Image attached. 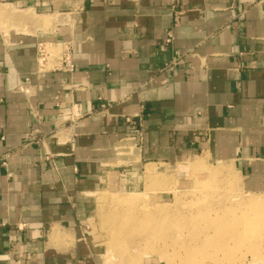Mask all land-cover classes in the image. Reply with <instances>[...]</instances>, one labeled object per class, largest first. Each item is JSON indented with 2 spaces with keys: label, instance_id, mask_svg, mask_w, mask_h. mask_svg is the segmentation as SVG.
<instances>
[{
  "label": "crops",
  "instance_id": "1",
  "mask_svg": "<svg viewBox=\"0 0 264 264\" xmlns=\"http://www.w3.org/2000/svg\"><path fill=\"white\" fill-rule=\"evenodd\" d=\"M191 160L263 191L264 0H0V264H104L96 195Z\"/></svg>",
  "mask_w": 264,
  "mask_h": 264
},
{
  "label": "rangeland",
  "instance_id": "2",
  "mask_svg": "<svg viewBox=\"0 0 264 264\" xmlns=\"http://www.w3.org/2000/svg\"><path fill=\"white\" fill-rule=\"evenodd\" d=\"M52 49L60 58L64 46ZM194 162L169 176L157 177L153 169L142 191L96 195L84 232L100 263L264 264V223L255 254L250 206L255 200L264 205V192H245L227 164Z\"/></svg>",
  "mask_w": 264,
  "mask_h": 264
},
{
  "label": "built area",
  "instance_id": "3",
  "mask_svg": "<svg viewBox=\"0 0 264 264\" xmlns=\"http://www.w3.org/2000/svg\"><path fill=\"white\" fill-rule=\"evenodd\" d=\"M55 55H50L47 54L45 52V48L43 49V47L41 46L40 51H39V65L42 69L45 68L46 65H48L49 63L53 62L54 60H60V65L59 66H63L61 68L65 69L68 72H71L73 70V66L70 62V56L68 55V52L63 50V52L61 53V57H54ZM50 58V60H49ZM56 69H61L58 66H55ZM62 70V69H61ZM124 122L129 125L132 126V128L130 129L129 133L131 134V138L134 142L140 144L142 139H143V133L140 129H134L133 127H136V122L131 119L130 117H126L124 118ZM133 134V135H132ZM32 136V135H31ZM263 192H264V185H263Z\"/></svg>",
  "mask_w": 264,
  "mask_h": 264
},
{
  "label": "bare ground",
  "instance_id": "4",
  "mask_svg": "<svg viewBox=\"0 0 264 264\" xmlns=\"http://www.w3.org/2000/svg\"><path fill=\"white\" fill-rule=\"evenodd\" d=\"M250 204H251L250 205L251 207H255V210L253 211L252 216H251V227L253 225L256 228V230L251 228L252 234H253L251 238L253 239V244H254L252 248L255 247V254H256V247L259 245L257 242H259L260 240V238H257V236H258V233L262 229L261 221L262 223H264V219L261 220V218L264 217V205L260 200L252 201ZM252 218L254 220H252Z\"/></svg>",
  "mask_w": 264,
  "mask_h": 264
}]
</instances>
